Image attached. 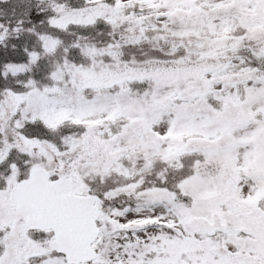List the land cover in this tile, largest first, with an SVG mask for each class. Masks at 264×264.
Listing matches in <instances>:
<instances>
[{
  "label": "snow or ice",
  "instance_id": "6c2138e0",
  "mask_svg": "<svg viewBox=\"0 0 264 264\" xmlns=\"http://www.w3.org/2000/svg\"><path fill=\"white\" fill-rule=\"evenodd\" d=\"M0 264H264V0H0Z\"/></svg>",
  "mask_w": 264,
  "mask_h": 264
}]
</instances>
